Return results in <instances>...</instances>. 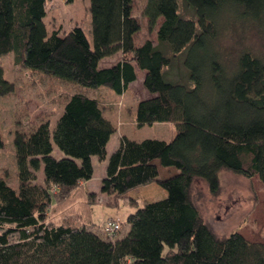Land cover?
Masks as SVG:
<instances>
[{
	"label": "trees",
	"instance_id": "1",
	"mask_svg": "<svg viewBox=\"0 0 264 264\" xmlns=\"http://www.w3.org/2000/svg\"><path fill=\"white\" fill-rule=\"evenodd\" d=\"M47 3L0 0V56L13 53L23 68L118 95L139 70L150 97L137 100L133 121H172L176 132L169 141L121 134L108 155L116 124L80 92L53 126L15 130L16 186L0 176V264H264V243L238 232L218 236L190 196L196 180L217 196L227 170L264 185V61L247 49L226 59L217 41L224 18L263 31L264 0H145L142 16L156 43L139 46L134 0H90L91 42L80 25L48 34ZM118 53L116 63L98 67ZM13 90L0 67V97ZM53 143L62 156L52 154ZM94 157L106 162L100 192L134 209L114 236L88 227L97 196L85 183ZM158 166L176 172L158 179ZM152 182L166 190L164 198L140 206L121 197Z\"/></svg>",
	"mask_w": 264,
	"mask_h": 264
},
{
	"label": "rangeland",
	"instance_id": "2",
	"mask_svg": "<svg viewBox=\"0 0 264 264\" xmlns=\"http://www.w3.org/2000/svg\"><path fill=\"white\" fill-rule=\"evenodd\" d=\"M144 3L145 0H134L133 15L140 23V30L135 36V41L142 42L151 39L153 43H156V30L148 32L146 19L142 16ZM89 4L90 0H73L70 3L65 0H48L47 15L43 19L47 33L50 34L53 30L65 33L74 25H80L91 42ZM180 7L186 17L192 15L191 9ZM224 19L221 20L217 41L225 58L233 60L240 50L247 49L264 61V30L259 31L250 22L240 20L229 22L228 20L226 23ZM113 59L114 56L101 59L98 67L111 66ZM234 64L233 61L232 68ZM0 67L4 77L14 86L11 94L0 97V133L3 142V146L0 148V176L4 177L10 186L15 187L17 184L12 145L14 131L21 130L27 133L42 121H49L53 126L61 114L65 102L77 92L96 98L105 115L116 124L117 131L111 136L107 145L108 155L115 148L121 134L137 140L157 138L169 141L176 132L175 123L172 121L143 126H137L133 121L137 100L150 96L143 87L142 72H139L138 79L131 83L123 94L118 95L108 86L86 88L73 82L23 68L14 64L13 53L0 56ZM52 154L55 157L62 156L54 143ZM94 165V175L89 183H85L86 188L90 191L95 190L93 192L97 196L95 204L90 209L91 225L88 227L92 230L100 228L108 217L119 216L123 220L129 212L134 210L129 205L123 204L122 198L118 199V204H116L114 197L100 192L99 186L105 174L106 162L94 160ZM166 169L161 167L157 178H166L170 173L172 175L176 171L174 167L168 171ZM36 175V181L41 183L42 168ZM220 184L217 196L211 195L207 184L202 181L196 180L193 184L190 196L193 204L198 208L201 218L218 236H228L232 232H238L250 242L263 244V183L257 176L248 179L227 170L220 172ZM150 185L133 188L121 197L128 198L132 202L137 201L141 206L146 202V198L160 199L165 196V189L161 186L155 183ZM151 187H155V189H151ZM125 229V227L122 228V233Z\"/></svg>",
	"mask_w": 264,
	"mask_h": 264
},
{
	"label": "built area",
	"instance_id": "3",
	"mask_svg": "<svg viewBox=\"0 0 264 264\" xmlns=\"http://www.w3.org/2000/svg\"><path fill=\"white\" fill-rule=\"evenodd\" d=\"M121 219L119 217L107 218L100 226V230L106 236H114L120 229Z\"/></svg>",
	"mask_w": 264,
	"mask_h": 264
},
{
	"label": "crops",
	"instance_id": "4",
	"mask_svg": "<svg viewBox=\"0 0 264 264\" xmlns=\"http://www.w3.org/2000/svg\"><path fill=\"white\" fill-rule=\"evenodd\" d=\"M144 41V40H143ZM143 41L142 42H137V41H135V38H134V42H135V45L136 46H139V45H141L142 43H143ZM112 58H113V56H112ZM119 58H120V54L118 53V54H116V55H114V59L112 60V64H114V63H116L118 60H119ZM139 72H141V71H139V70H137L136 71V73H137V79H138V75H139ZM143 76H144V73L142 72V81H143ZM150 95V94H149ZM150 97V96H149ZM117 144H118V142L116 143V145L114 146V147H116L117 146ZM94 160H98L97 158H92V163H93V169H95V165H94ZM164 168V167H163ZM160 169H161V167L160 166H158V176H159V173H160ZM167 171L168 170H171V168H167L166 169ZM95 171V170H94ZM176 172V171H175ZM93 175H94V172H93ZM168 175V174H167ZM169 175H171V173L169 174ZM168 175V176H169ZM93 177V176H92ZM92 179V178H91ZM91 179L89 180V181H91ZM159 179V178H158ZM161 179V178H160ZM89 181H87L86 183H89ZM153 183H155V184H157L156 182H152V183H150V184H153ZM150 184H148V185H146L145 187H148V186H151ZM153 186V185H152ZM144 187V188H145ZM99 189H100V186H99ZM151 189H155V187L154 188H152L151 187ZM151 189H148V190H151ZM92 190V189H91ZM92 191H95V190H92ZM163 193H164V191L161 193L162 195H163ZM166 190H165V196H166ZM164 196V197H165ZM163 197V198H164ZM161 199V198H160ZM154 200H157V199H152V198H146V201H154ZM112 217H114V216H112ZM117 217H119V216H117ZM109 218V217H108ZM120 218V217H119ZM121 220H122V218H120Z\"/></svg>",
	"mask_w": 264,
	"mask_h": 264
}]
</instances>
